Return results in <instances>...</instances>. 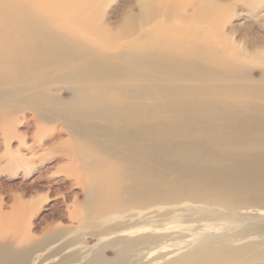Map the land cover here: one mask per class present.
Wrapping results in <instances>:
<instances>
[{
  "label": "bare ground",
  "instance_id": "bare-ground-1",
  "mask_svg": "<svg viewBox=\"0 0 264 264\" xmlns=\"http://www.w3.org/2000/svg\"><path fill=\"white\" fill-rule=\"evenodd\" d=\"M146 4L138 14L123 13L119 31L112 33L100 25L98 17L89 16V8L84 12L85 7L74 20L64 14L70 21H79L78 27L67 24L61 17L75 6L72 0H0V124L13 108L31 109L38 121L60 119L88 143V150L87 146L76 149L79 156L84 155L82 150L100 160L109 154L111 168L99 162L96 179L84 183L90 190L84 210L88 215L116 210L125 191L136 196L163 187L181 190L189 177L195 188L210 191H231L239 180L249 185L253 175L243 178L249 167L237 158V152L258 147L264 154V106L229 102L221 108L224 100L196 98L207 93L205 88L182 83L196 78L191 67L183 65L197 60L198 53L177 47L179 41L168 43L169 31L146 29L161 12L178 14L181 5L171 7L161 0ZM44 14L52 18L47 20ZM58 26L63 30L55 31ZM89 28L101 37L92 39L94 46L89 44ZM188 33L183 38L186 48L204 39ZM65 81L75 85V90L71 87L77 95L73 103H59V95L50 92ZM76 152L68 153L73 161ZM227 158L233 162L228 168L222 166ZM263 158L253 164L264 166ZM178 168L183 176L176 173ZM21 208L15 205L7 213L0 203V236L5 237L6 227L12 228L23 247L13 249L15 241L10 246L0 243V264H28L38 250L39 245L31 244L34 236L25 230ZM240 252L211 244L167 264L242 263Z\"/></svg>",
  "mask_w": 264,
  "mask_h": 264
},
{
  "label": "rangeland",
  "instance_id": "rangeland-1",
  "mask_svg": "<svg viewBox=\"0 0 264 264\" xmlns=\"http://www.w3.org/2000/svg\"><path fill=\"white\" fill-rule=\"evenodd\" d=\"M72 1L75 6L58 19L68 20L65 13L71 14L72 20L79 18L85 7L84 12L98 17L100 25L115 33L123 13L138 14L153 0ZM161 1L171 7L181 5V10L172 15L161 12L156 17L159 21H152L147 31H169L165 36L169 37L168 43L179 41L177 47L198 53L197 60L183 65L188 64L196 78L182 84L205 88L207 93L200 92L196 98L224 100L221 108L229 102L253 101L264 106V0ZM43 16L52 18L51 14ZM76 22L68 20L67 24L78 27L80 22ZM94 30L89 28V42L101 38L99 34L94 36ZM188 31L204 37V43L186 48L183 38ZM89 44L93 45V41ZM73 85L65 81L50 92L59 95V103H73L77 96ZM15 109L0 124V203L7 213L13 206L22 205L25 230L34 236L31 244L39 245L28 264L33 260L36 264H167L211 244L240 249L242 263L233 264H264V183L260 182L264 166L253 164L264 156L258 147L237 152V158L249 167L243 178L248 180L253 175L249 185L239 180L231 191H210L195 188L189 177L181 190L163 187L155 193L136 196L125 191L116 210L88 215L84 210L90 190L84 183L96 179L99 162L111 168L109 154L100 160L82 150L84 155L79 156L76 149L87 146L88 150L89 145L79 140L68 124L60 119L38 121L35 111ZM253 128L260 130L258 126ZM70 151L76 152V161L70 159ZM232 164L227 158L222 166ZM176 173L184 175L181 168ZM11 229L6 227L7 234L0 236L1 244L10 246L16 242ZM15 242L13 249L23 248Z\"/></svg>",
  "mask_w": 264,
  "mask_h": 264
}]
</instances>
